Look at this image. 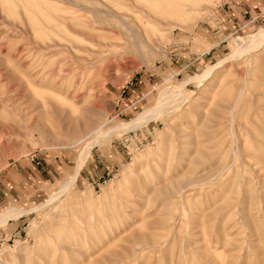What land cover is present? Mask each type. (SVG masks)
I'll list each match as a JSON object with an SVG mask.
<instances>
[{"label": "rangeland", "instance_id": "rangeland-1", "mask_svg": "<svg viewBox=\"0 0 264 264\" xmlns=\"http://www.w3.org/2000/svg\"><path fill=\"white\" fill-rule=\"evenodd\" d=\"M260 30L264 0H0V213L32 210L0 225V264H264V46L93 144L34 210L96 132Z\"/></svg>", "mask_w": 264, "mask_h": 264}, {"label": "bare ground", "instance_id": "bare-ground-1", "mask_svg": "<svg viewBox=\"0 0 264 264\" xmlns=\"http://www.w3.org/2000/svg\"><path fill=\"white\" fill-rule=\"evenodd\" d=\"M146 26H148V25H146ZM132 35H133L134 38L136 37L135 34H132ZM236 46H237V49H236L235 52H233L231 55H229L225 59H222V60L218 61V63H216L215 65H211V66L207 67L203 71L202 74L197 75L195 77H192L189 80H187L186 82L177 83L175 85V87H173L171 90L163 89L161 91L160 95H159V98L157 99L155 107H153L151 109L144 110L143 112L138 114L130 122L119 124V125L111 128L107 132H96L94 140L92 142L86 143V145L84 146L83 150L79 154L78 161H77V168H76V171H75V174H74L75 176H72L64 185H62V187L60 188V190L58 192L52 194L50 196L49 201L46 204H44L43 206H41L39 208H36L34 210H40V209H42V208H44L46 206L48 207L51 204H53L54 202H56L57 200H59L60 198H62L64 195L68 194V192L71 189V187L76 183V175L78 174V172L80 171L81 167L85 163L86 158L88 157V155L90 153V148H91V146L93 144H97L99 142H102V140L104 138L108 137L109 135H111L114 132H121V131H128V130L130 131V130L137 129V128L143 126V125L148 124L150 121H152L153 119L157 118L158 115L163 114L164 108L169 104V102L174 101V99L176 100L177 97L178 98L180 97L179 95H181V93L184 90L186 84H188L189 82H193V81H200V80L205 81L204 79L212 78V76L215 74V72L218 69L222 68L226 62H228L230 60H233V59L238 60V58H242L244 54H252V53L256 52L257 50H259L261 47L264 46V30H260L254 36H247V37H244V38H239L237 40V42H236ZM177 88H179V89H177ZM241 95H242V93H240L235 98V100L233 102V105H232L233 106L232 110L234 112L233 113V120H234V114H235V111H236L235 108L237 107V104L239 102V99H240ZM233 136H234V133H233ZM233 136H232V138H233ZM54 139H56V138H54ZM78 143L79 142H77L76 144H78ZM80 143H82V142H80ZM162 175H164V174H162ZM77 176H79V175H77ZM180 178H179V180H181L183 177L181 179ZM183 179H186V178H183ZM188 179H189V177H188ZM156 180H158V179H156ZM158 181H157V183H158ZM185 181H184V183H185ZM179 183H181V182H179ZM181 197H182V195H181ZM31 211L20 210V209H17V208H9V209L5 210L4 212L0 213V225L3 226V224H6L10 219H14L17 216H20V215L25 214V213H29Z\"/></svg>", "mask_w": 264, "mask_h": 264}]
</instances>
